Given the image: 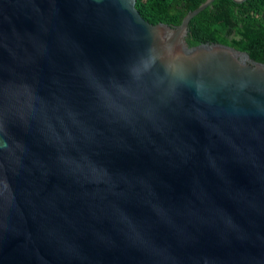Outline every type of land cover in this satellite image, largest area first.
<instances>
[{"label":"water","instance_id":"obj_1","mask_svg":"<svg viewBox=\"0 0 264 264\" xmlns=\"http://www.w3.org/2000/svg\"><path fill=\"white\" fill-rule=\"evenodd\" d=\"M213 1L0 0V264H264V61L189 44Z\"/></svg>","mask_w":264,"mask_h":264},{"label":"trees","instance_id":"obj_2","mask_svg":"<svg viewBox=\"0 0 264 264\" xmlns=\"http://www.w3.org/2000/svg\"><path fill=\"white\" fill-rule=\"evenodd\" d=\"M203 1L137 0L136 6L147 20L175 26ZM187 40L190 45L221 42L264 61V0H214L191 19Z\"/></svg>","mask_w":264,"mask_h":264}]
</instances>
